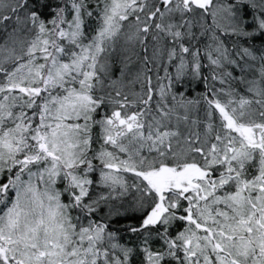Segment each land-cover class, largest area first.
<instances>
[{
    "label": "snow or ice",
    "instance_id": "1",
    "mask_svg": "<svg viewBox=\"0 0 264 264\" xmlns=\"http://www.w3.org/2000/svg\"><path fill=\"white\" fill-rule=\"evenodd\" d=\"M0 264H264V0H0Z\"/></svg>",
    "mask_w": 264,
    "mask_h": 264
}]
</instances>
